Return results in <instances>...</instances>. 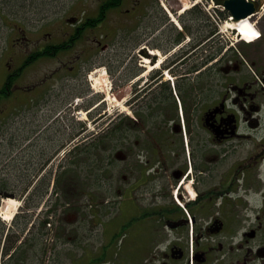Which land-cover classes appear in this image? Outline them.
Here are the masks:
<instances>
[{"label": "flooded vegetation", "instance_id": "1", "mask_svg": "<svg viewBox=\"0 0 264 264\" xmlns=\"http://www.w3.org/2000/svg\"><path fill=\"white\" fill-rule=\"evenodd\" d=\"M125 1L111 11H121ZM143 1L128 0L121 14L124 20L116 25L130 29L145 11ZM209 1L208 15L197 1L191 4L183 31L146 27L144 34L121 47L119 80L110 87L123 103L118 206L113 215L98 217L105 228L96 249L90 248L95 243L91 234L75 239L69 264H264V0H247L253 11L237 21L228 9ZM106 2L98 1L94 10L91 6L73 16L70 31L56 41L59 45L46 43L54 36L44 41L39 37L24 53L13 55L11 60H19L17 67L7 68L9 77H17L38 60L58 55L56 68L38 82L31 80L25 94L16 97L24 98L26 108L32 109L58 78L56 88L49 90L50 103L25 121L24 188L19 196L29 213L27 205L32 206L33 197L42 194L32 190L33 182L42 183L47 176L46 133L54 124L56 136L60 132L55 118L48 121V117L60 102L74 97L79 98L77 108L90 112V103L100 99L89 98L94 85L88 77L94 66L103 64L109 76L115 75L108 64L113 57L118 59L106 52L105 35L83 44V34L103 24L111 12L101 10ZM94 11V18L104 13V19L86 31V14ZM212 18L223 24L246 21L259 38L247 44L232 28L222 39L219 23L215 26ZM49 48V57H40ZM92 53H104V57L91 59ZM13 141L17 144V138ZM50 144L56 149L60 142ZM32 148L40 153L32 155ZM88 193L90 205L76 209L80 229L89 226L93 210L103 214L110 209L109 201L92 206L95 202ZM12 225L0 247L1 264H31L30 256L21 252L28 249L29 237H38L42 226L31 220L25 228ZM2 229L0 223V238ZM46 235L47 228L40 244ZM111 238L116 240L113 247L121 245L116 255L110 250ZM44 256L39 257L41 264H47Z\"/></svg>", "mask_w": 264, "mask_h": 264}, {"label": "rangeland", "instance_id": "2", "mask_svg": "<svg viewBox=\"0 0 264 264\" xmlns=\"http://www.w3.org/2000/svg\"><path fill=\"white\" fill-rule=\"evenodd\" d=\"M98 1L101 2L102 0H34L33 3L31 2V0H23V2H25L23 3V8L19 10H17L16 8L13 9L17 14V17L19 19L18 24H20L19 26L22 27V31H19L17 29L12 31V29L6 27L5 25L0 26V88L3 85L2 82L4 81L6 66L10 63H12V65L16 64L15 61H10L9 57L11 55L13 56L15 55V53L22 54V52H24L27 47L26 43L34 42V40L38 37H42L43 40H46V38H48V35L54 36L52 41H46V43L49 44H56V41H61V38L64 37V33L70 31L71 29L70 24H68L65 20L68 18L70 19L74 15H79V13L82 10H86V8L91 9V6H93L92 10H94ZM127 1L128 0L125 1V5L121 6V11H111L103 24H101L93 31L83 34L84 46L92 42L94 38L105 35L106 37L102 40H104V42L108 46L106 52L112 54L113 56L115 55L118 59L119 51L123 44L127 45V41L129 39H134L140 33L144 34L146 27L149 31H155V29H173L176 31L183 30V25L186 21L185 15L188 11V9H186L181 13L184 5H188L187 7L189 8L192 3L197 1V5L200 7V10L204 14H207V10L209 12H211L212 10L209 9V6H212V3L209 0L207 4H205L204 0H144L143 2L145 5V11L143 12L142 16L139 18V20L137 19L136 23L131 25L130 29H126L120 28L116 24L124 20L121 14L125 12V8H128V3H126ZM29 3H31L33 6H29ZM11 4L12 0H10V2L9 0H0V11L2 9L4 11L11 12ZM165 9L168 10L170 15H168ZM86 15L88 17L95 16V11L93 12V14L88 13ZM14 16L16 17V15ZM9 25L12 26L10 23ZM230 32V28L223 24L222 35L225 37V35ZM55 37H57V39ZM142 45L143 43L137 45L136 47H140ZM29 46H32V44H29ZM97 57L103 58L104 53H92L91 59H95ZM119 60L120 59L114 61L113 57L111 62L108 64L112 68L114 67V76H109L107 70L105 72L106 66L103 64L94 66L89 73L92 78L91 83H94L93 85L95 89L98 90V92H95L93 90V93L89 95V98H92L94 96L100 98L90 103V106L92 108L95 107L90 112L91 114H93L95 120H92L89 117L90 113L87 114L86 110L77 109L75 107L74 102L76 101V99H78L77 97H74L69 102L59 103V106L56 108L55 113H60L56 119L58 121L57 123L59 125L60 132L56 136L54 131L57 125L54 124L52 130L46 133V142L48 145H45L47 147L45 149V152L47 153L49 158H51L52 166L56 165L58 167L59 165H63L65 163L64 157L69 158L68 155H66L67 153L65 152H67L69 148L64 150L62 146L59 151H55L54 149L50 148V143L60 142L62 143V145H66V143L68 144L72 140V138L77 135L79 126L82 125L86 131L81 134L82 137L78 139L80 141L78 144L82 143L87 147L89 144H91L92 138L97 137L93 135H95L97 131L102 130L101 128H103V130L105 129L104 131L106 132L109 127L114 125L113 121H115V125L119 124L118 117L122 113L123 103L122 101H120L121 99L114 91L113 93L115 96L111 94L112 92L110 89V87L119 80V68L121 66L120 63H117ZM139 60L140 59H138V62ZM58 63L59 60L57 55L56 57L52 58L40 59L37 62L29 65L28 67L23 69L22 73L15 81L16 85L18 84L21 87L20 90L14 92L15 98L0 101V167L6 166V169L4 170L5 173H0V175H6L5 177L10 179L13 185L12 188L21 187L18 181L19 176H22L23 174L19 172L24 167L22 165L23 162H26V158L23 156V153L18 154L19 152H21L22 148H24L22 139L26 136L25 127L27 125L25 124V121L30 117L34 119V116L39 115V107H43L46 102L48 104L50 103L49 100L53 98L49 96V94H51L49 90H53L56 88L58 78H55L50 83V87L48 92L46 93V96L42 97L41 99L38 98V100L33 104L32 109L26 108L23 99L19 98L23 96L24 92L22 90L25 91V88L28 86L31 80L38 82L45 75L54 70ZM69 104H71L72 106H70ZM54 114L52 116H55ZM52 116L48 117V121L52 118ZM82 116H84L83 119ZM110 122H113L112 125H110ZM97 124H99V126ZM103 130L99 131L101 132L99 133L101 134V138L103 136L106 137V133H104ZM105 137L103 139L104 141H106ZM15 138H17V144H15L13 141V139ZM116 139L117 137H113L114 142H111V144L109 145H115L117 141ZM118 146L119 144L111 148L108 146L105 150L102 149L100 152H98V157L96 159L94 157L95 160H99L97 162L98 168L102 165L105 166V172L108 179L106 178V180L103 182L104 188L100 189V191L95 190V192H99L97 195L92 193L94 199H91L95 202V204H92V206L98 205L97 203H99L100 200L109 201L108 206L110 209L108 210V212H104L103 214L96 213V210H93V215H91L88 219L91 220L89 226H86V228L82 227L80 229L77 228L78 226L76 224V222L78 221V214H76V212L78 211L76 209L80 206L87 207L90 205V203L87 201V197L79 198V201H74V198H69L70 204L72 205L70 209H68L67 206H62V203H64L65 201L63 197H61L60 206H58L56 213L52 217V227L50 228L48 233V246H51L52 244L55 245V250L51 252L48 251V253H46V255L44 256L47 264H52V259H56L60 262V264H69L68 256L73 252L74 241L82 239L80 237L83 234H91V236H94L95 243H90L91 249H96L99 246V236L105 228V223L104 221L98 219V217L103 218L109 212H111V214L113 215L116 212L115 207L117 206L119 197V193L117 191L120 189L122 172L121 163L115 158V154L119 149ZM79 150L82 149L79 147ZM31 153L32 155L37 156L40 151L32 148ZM94 168H96L95 163ZM144 189L147 190L148 188ZM14 192H16L15 189ZM69 197L72 196L69 195ZM56 199L57 198L54 196L51 200V204H53ZM13 200H16L17 202H19V204H21L16 210V214L18 213L19 215L17 220L19 223L24 219V217H26L33 211H30V213L25 211L23 208L24 204L22 202H20L18 199ZM0 205V212H2L1 207H3V203H0ZM49 208L50 205H48V208H42L41 213H39L38 211H34L33 219L35 216H37V214H39V217L42 218L44 216V213L48 211L47 209ZM84 214L85 216L89 217L88 214ZM94 219L96 221H94ZM122 220L123 219H120L119 217L118 222L120 223V221ZM2 222L4 225V229H2L1 231L0 247L5 239L7 228L12 225L11 222L0 219V223ZM95 223H97V226L93 227L92 224ZM119 223H117V227L119 226ZM106 237L107 234L104 235L103 239H106ZM6 238H8V235ZM19 240L20 238L18 239V243ZM110 242L112 244L110 250L113 249L112 252L116 255L121 251V245H119V247L116 245L113 247V245L116 243L115 238H111ZM43 248L45 249L47 247L43 246ZM40 250L41 248H37L26 253L30 256L28 260L33 261L31 262V264H41L40 262L36 263L34 260V257L37 256V254H40V256L43 255ZM3 258L4 257L0 258V264Z\"/></svg>", "mask_w": 264, "mask_h": 264}, {"label": "trees", "instance_id": "3", "mask_svg": "<svg viewBox=\"0 0 264 264\" xmlns=\"http://www.w3.org/2000/svg\"><path fill=\"white\" fill-rule=\"evenodd\" d=\"M123 0H107L106 3L101 7V10L105 11L106 13L119 7L121 5ZM10 2V0H9ZM33 3L34 0H31ZM25 2L23 0H12L11 4V12L4 11L1 9L0 11V26L5 25L6 27H9L10 29L15 30H22V27L19 26L18 24L19 19L17 17L16 12L13 10L16 8L17 10L21 9L24 7ZM29 6H33L31 3H29ZM16 15V17L14 16ZM79 15H82L80 12ZM103 15L104 13H100L98 18H92V19H87V21L84 23L83 27L87 31L89 28H95L97 24H100L103 21ZM9 23L12 25L10 26ZM59 48V47H58ZM47 52H52L50 51V48L46 50V54L40 55V57H49V54ZM19 76L17 77H5V81L3 85L0 88V101L7 100L11 97L12 95V84L15 83V81L18 79ZM120 119H119V124L114 125L112 129L109 131V133L105 134L101 138L95 137L93 139V142L89 144L87 147L86 146H81L80 148L82 150H79V147H75L72 151L69 152L68 157H66L67 162L65 165H63V170L57 174L55 177L54 181V190H53V195H57V193L60 194L61 197L64 199V203H62V206H67L68 209L72 207L70 204L69 200V195L73 196L76 191H79V193H83L86 196V193H88V198L94 199L92 196V191L98 190L103 188V182L108 179L106 172H105V166H100L98 168L97 162L99 160H95L98 156V152H100L102 149L105 150L108 146L115 147L117 144H119V139H120ZM104 137L106 138V141H104ZM113 137H117V141L115 145H109L113 141ZM95 157V159H94ZM87 162V163H86ZM94 163L95 167L94 168ZM105 165V164H104ZM83 166V167H82ZM85 166V167H84ZM51 180V175L48 176L47 181L45 183V187L43 190H41L42 194L38 195L39 199H42V197L48 192V188L50 186V181ZM24 183V182H23ZM79 187L76 189L75 187ZM13 185L10 181V179L6 178L5 176L0 175V192L2 191H9V192H14L15 188H12ZM90 190V191H89ZM16 191V190H15ZM77 193V192H76ZM99 193V192H98ZM14 194V193H13ZM76 196V195H74ZM60 200L61 198L56 199V201L51 205L52 207L49 209V211L46 213L44 219L39 220L38 223L42 226V229L38 235H33L29 237V242L27 243V247L30 249H26L22 251V255L26 254L28 251H32L34 248H36L37 245H40V240L43 237L44 230L46 228V225L50 223L48 214L54 215L58 209V206H60ZM39 202H37L33 206H29L31 208H34ZM75 205V204H74ZM76 206V205H75ZM67 210V209H66ZM48 216V217H47ZM18 217L15 220V225L16 227L20 226L22 228H25L27 224L31 220V216H27L26 218L18 223ZM32 249V250H31Z\"/></svg>", "mask_w": 264, "mask_h": 264}, {"label": "bare ground", "instance_id": "4", "mask_svg": "<svg viewBox=\"0 0 264 264\" xmlns=\"http://www.w3.org/2000/svg\"><path fill=\"white\" fill-rule=\"evenodd\" d=\"M187 6L184 5L181 13L184 10L188 9ZM226 26L228 28H230V29H232V28H234V30L237 29L238 35H240L242 37V39L245 40V41H247V42L254 41L257 38V36H258L257 31L248 22H246V21L239 22L238 24H231V23H229V24H226ZM148 62H149L148 59H146L145 60V63H148ZM98 81H99V79H98ZM84 116H82V119L84 118ZM18 206H19V203L16 202V201H14V200H11L10 199V200L5 201L4 204H3V207L1 209L3 219L5 221L11 220L13 218V216H14L17 208H18Z\"/></svg>", "mask_w": 264, "mask_h": 264}, {"label": "water", "instance_id": "5", "mask_svg": "<svg viewBox=\"0 0 264 264\" xmlns=\"http://www.w3.org/2000/svg\"><path fill=\"white\" fill-rule=\"evenodd\" d=\"M215 4L223 5L228 9L232 13L234 21L245 18L253 11L252 2L246 0H215Z\"/></svg>", "mask_w": 264, "mask_h": 264}]
</instances>
